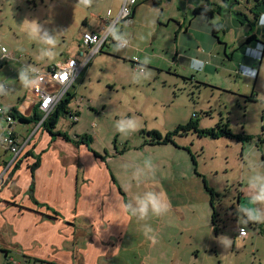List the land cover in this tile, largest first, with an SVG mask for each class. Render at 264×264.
<instances>
[{
    "label": "rangeland",
    "instance_id": "obj_1",
    "mask_svg": "<svg viewBox=\"0 0 264 264\" xmlns=\"http://www.w3.org/2000/svg\"><path fill=\"white\" fill-rule=\"evenodd\" d=\"M97 1L104 6L100 8L98 3L84 4L81 0H0V46H4L15 59L7 60L0 66V106L7 107L13 102L16 104L18 99L24 97L26 91L33 95L31 87L26 82L21 83V74L32 75L34 68L43 69L50 64L48 63L50 60L59 56L72 39H75L76 31L86 27L83 24L84 18L90 20L93 17L92 14L89 15L90 12L103 11L105 16L108 10H112L107 1ZM245 6V2L240 4V10L243 11ZM234 17V14H229L227 9L222 10V21L228 30L225 33L219 32L220 40L229 41L236 32L248 29L246 24L231 26V19ZM30 21H36L40 26V36L36 39L31 38L25 30ZM242 21L245 22L244 19ZM187 22L188 19L184 26ZM195 22L193 28L198 26L199 20ZM119 27V24L116 25L114 32L119 31ZM174 27L176 28V24L171 21L170 25L161 26L154 32L152 37L155 43L146 50L154 54V59L148 64L145 63L143 72L135 69L128 59L118 58L113 54L115 49L119 48L116 43H113V52L107 50L105 46L102 52L98 53V58L91 61L75 82L74 88L66 94L69 96L75 90L74 93L79 98L77 102L83 105L82 115L73 131L77 135L90 132V125L95 123L92 132L95 136L96 149L110 151L116 146L117 150L126 148L125 151L137 145L141 147L144 139H149L144 131L165 132L164 129H172L174 124L186 123L190 119L196 121V127L199 129H216V125L222 127L226 124L231 133L241 135V138L214 139L208 135L193 136L192 141H187L186 144L195 161H198L197 169L205 176L207 185L219 189L216 191L219 195H216L214 200L218 213L216 214L217 230L208 233L209 218H207L206 201H197L193 206L183 210L187 216L185 222L188 230L176 227L173 231H167V227L163 226L158 235L148 232L142 244L144 248L142 246H138V249L134 248L133 242L127 246V253L122 252L119 257L107 260V263H264V234L256 233L251 222L244 215L246 207L257 209L252 202L251 194H256L258 187L253 188L251 184L254 182L258 186L264 183V159L261 158V155L264 156V140L258 143L259 136L264 138L262 133L264 131V56L256 77L253 74L249 76L248 69H253L255 73L260 58H255L250 66L239 64L240 56L251 60L252 54L249 50L252 48L249 46H246L244 51L236 48L230 61L211 68L209 65L214 62L206 59L205 39L200 33L193 31L191 36H181L182 34L179 33L176 38ZM45 35L55 39V47L43 42ZM116 35L120 36L118 32ZM192 40H201L202 43H195ZM175 42L178 45L176 52H171L172 48L170 51L166 50ZM130 43L133 44L131 40ZM134 51V55L140 58L141 52ZM230 51L227 48L228 55L231 54ZM166 57L169 58V62H166ZM191 57L201 61L194 63ZM67 118L66 115H62L59 124H67ZM127 118L136 119L138 130L124 135L116 130L115 124L118 120ZM187 134L195 133L190 130ZM199 148L204 151L200 157ZM155 150L162 151L155 152ZM176 152L172 149L168 151L154 149L147 151L143 156L149 160V164L159 155L164 156L168 165L174 163L178 167L182 163L171 157ZM178 153L183 154L187 160L184 151L180 150ZM188 160L185 165L188 176L183 171L185 176L178 181L180 184H190L194 193L199 195L198 187L199 184L202 185V181L194 175L192 162L189 166ZM128 168L131 169L130 166ZM146 177L150 178L148 175ZM240 187L244 194H240L242 195L240 210L238 217H235L231 206L237 204L236 198ZM129 189L134 193L142 189L145 192L151 191L146 185L139 183H133L131 186L129 184ZM128 197L132 202V209L137 208L135 197ZM152 214L149 208L143 221L150 219ZM136 216L140 217L139 214ZM175 221L180 223V220ZM240 226L248 232V237L244 240L234 237ZM165 234L170 239L165 242L156 239L155 243L152 242L151 237L159 238ZM225 236L231 240V245L227 248L221 239ZM157 242L159 250L153 253ZM140 252L145 256L147 253V256H141ZM107 263L104 259L98 261V264ZM0 264H4L2 253H0Z\"/></svg>",
    "mask_w": 264,
    "mask_h": 264
},
{
    "label": "crops",
    "instance_id": "obj_2",
    "mask_svg": "<svg viewBox=\"0 0 264 264\" xmlns=\"http://www.w3.org/2000/svg\"><path fill=\"white\" fill-rule=\"evenodd\" d=\"M105 1L112 10H108L105 16H103V11L90 12L89 15L92 14L93 17L90 20H87V17L84 18L83 24L86 27L79 28L76 31L75 39H72L60 55L50 60L48 62L50 64L43 69L68 57H77L83 32L98 33L108 23L114 21L123 0ZM240 2L243 4L245 0H240ZM96 3L99 4L97 0H91L90 4L95 5ZM231 3V0L226 2L223 0H160V3L155 5L151 0H137L130 20L126 23L119 21L116 24L120 25L119 31H117L120 36L114 32L115 25L111 31L110 39L100 52L105 46H107V50L113 52L112 47L115 42L112 39L122 38L127 42V47L123 49L116 47L113 54H116L118 58L124 57L130 61L134 56L133 51L138 50L141 52V56L138 58L144 68L145 63L148 64L154 59V54L146 51L155 43L152 35L159 27L168 26L173 21L176 24V28L174 27L176 38L179 33L182 34L181 36H191L193 31H198L205 39L206 59L214 62L209 65L211 68L218 64L222 66L225 61H230L236 48L244 51L246 46L252 48L249 50V53L252 54L251 60L240 56L239 64H249L250 66L256 60L255 58H260L257 61L259 68L264 56V47L262 48L259 42L264 40V14L259 18L260 23L258 21L251 27L247 26L248 29L236 32L229 41L220 40L219 32L225 33L228 30L222 21V10L227 9L229 14L240 10V4L231 5ZM213 4L221 6L218 13L212 12V9L216 7ZM248 5L249 3H246L243 9L247 14ZM103 6V3L99 4L100 8ZM197 7H209L212 16L207 17L202 12L194 13V9ZM234 16L235 19H231V26L237 27L236 25L246 24L239 22L235 14ZM248 17L252 20L251 15ZM186 19L188 22L184 26ZM195 20H199L198 26H196L198 29L193 28ZM218 23L216 33H213L211 25ZM251 34H254L256 39L246 42L245 39ZM130 40L133 44L130 43ZM192 41L202 43L201 40ZM171 48V52H176L178 49L176 42L169 45L166 50L170 51ZM227 48L231 50L230 55H228ZM100 52L92 57L87 66ZM6 53L8 56L3 58L0 66L7 60H15L13 54L7 52V49ZM190 59H193L194 63L201 61L195 57ZM166 62H169L168 57H166ZM20 64L22 66V63ZM84 69L75 76L68 88L69 91L74 88L75 82ZM257 73L258 69L256 73L253 69H248L249 76L253 74L256 77ZM26 77V83L31 87L34 82L33 76L29 74ZM74 91L69 96H64L66 111L58 114L53 128H50L53 133H65L69 139H64L59 134L49 133L42 125L34 129L38 119L33 120L32 118L35 115L41 116V112L36 107L38 98L34 94L31 95L26 91L24 97L18 99L16 104L13 102L7 107L0 106L3 110L14 115L18 114L26 119V121H22L15 117V122L10 125L13 137L16 138L20 148L15 158L0 142V175H2L0 181V253L3 255L4 264H98L99 259H104L107 263V260L119 257L122 252L127 253V246L133 242L134 248L138 249V246L144 248L142 244L148 232L158 235L163 226L167 227V231H173L176 227L188 230L185 222L187 216L183 210L188 206H193V203L197 201H206L207 218H209L208 233L215 232L213 229L215 225L212 222V207L218 214L214 206L215 197L211 201L204 183L215 193L219 189L213 185H207L205 176L197 169L198 161L193 164L194 156L190 148L186 147L187 141H192L193 136H199L187 133V135L178 134L174 137V143L149 144L144 139L141 147L137 145L135 148L125 151L126 148L117 150L116 146L110 151L98 150L94 147L95 136L92 132L95 123L90 125V132L77 135L73 131L76 122L82 115L83 106L77 102L79 98ZM71 113L77 115V120H72ZM62 115L68 117V122L65 125L59 124ZM179 124L184 123H176L172 129H164L165 132L158 131L165 134L172 131L173 128L175 129ZM7 127L8 123L0 115V135L5 133ZM81 136L87 137L84 142L80 140ZM258 138L264 140L263 137L259 136ZM262 140H258V143ZM191 144L193 145V143ZM154 149L177 151L171 157L179 160L182 164L178 167L174 163L168 165L166 157L160 155L149 164V160H146L143 154L147 151H154ZM180 150L184 151L188 157L187 160H191H188V165L191 166L192 162L194 175L202 181V185L199 184L201 188L198 187L199 195L194 193L190 184H180L178 181L185 174L187 175L185 171L187 160L183 154L178 153ZM199 150L200 157L204 151L202 148ZM131 151L133 153H130ZM261 158L264 159V156L261 155ZM133 183L146 185V188H150L152 193H163L170 202L169 210L160 216L153 213L150 219L145 221L136 216L139 214L138 212L133 215L132 202L128 196L143 199L150 193L145 192L144 189L140 192H132L129 189V184L131 186ZM196 183L198 184V182ZM238 193L237 204L234 206L232 203L233 207L231 206L235 217H238L240 210V198H242L240 194H244L242 187L239 188ZM254 195L255 193L251 194V197ZM253 204L261 213L264 211V203ZM126 205H131V208H126ZM175 220H180V223ZM250 222L256 233L264 234V222ZM234 237L244 240L248 237V232L245 229V233L240 234L237 229ZM156 239L165 242L170 237L165 234L159 238L155 237ZM158 250L157 242L153 253ZM145 254L147 256V253ZM140 255L146 257L142 252ZM258 264L264 263L258 262Z\"/></svg>",
    "mask_w": 264,
    "mask_h": 264
},
{
    "label": "built area",
    "instance_id": "obj_3",
    "mask_svg": "<svg viewBox=\"0 0 264 264\" xmlns=\"http://www.w3.org/2000/svg\"><path fill=\"white\" fill-rule=\"evenodd\" d=\"M137 0H123L120 10L114 19V21L103 27L100 32H83L81 35V47L78 51L77 57H68L64 60L58 61L45 69L34 68L32 75L34 82L31 85V90L38 98L36 107L41 112V116L34 129L41 126L45 118H47L54 109L57 108L59 103L63 100L64 96L68 93V88L75 76L83 70L92 57L100 52L102 47L110 39V34L113 27L119 22H128L133 11V7ZM119 48L127 47V42L122 38L112 39ZM0 64L4 57L8 56L6 48L0 46ZM131 62L135 69L143 72L144 68L140 64L137 56L131 57ZM0 115L4 117V120L8 123V127L5 133L0 135V142L5 145V148L13 154L14 158L18 155L20 150L18 143L13 138V132L10 129V125L15 122V117L11 112L5 111L0 108ZM72 120H77V115L71 113ZM0 175V181H1ZM240 234L245 233L244 227H239Z\"/></svg>",
    "mask_w": 264,
    "mask_h": 264
},
{
    "label": "trees",
    "instance_id": "obj_4",
    "mask_svg": "<svg viewBox=\"0 0 264 264\" xmlns=\"http://www.w3.org/2000/svg\"><path fill=\"white\" fill-rule=\"evenodd\" d=\"M224 2L228 1V0H223ZM232 3L231 5L233 4H240V0H231ZM151 2L155 5H158L160 3V0H151ZM245 3H249V5L247 6L246 10L248 13H250L251 17H252V20L249 19L248 17V14L244 11H241V10H235L234 11V14L236 15L237 17V20L241 23H243L242 19H244L245 23L247 24L248 27H251L253 26V24H257V22L259 21V18L261 17V15L264 14V0H245ZM212 5V4H211ZM215 5V4H213ZM216 7L215 8H211L212 9V12H219L220 9H221V6H217L215 5ZM199 12H202V13H205V15L207 17H211L212 14H211V10L209 7H204V8H195L194 9V13H199ZM254 22V23H253ZM218 24H212V31L213 33H216V27H217ZM256 39V36L254 34H251L249 35L245 41L246 42H250L251 40H254ZM260 44L262 45V48L264 47V40L263 41H259ZM131 61V60H130ZM132 63V62H131ZM133 65V64H132ZM257 69H258V65L256 67V71L255 73L257 72ZM251 96V95H250ZM248 99V97H247ZM65 104H66V99L62 100L59 105L57 106V108L55 109L54 112H52L47 118L44 119V121L42 122V127L46 130H48L49 133H52L53 135L55 134H59V135H62V137L64 139H69L68 136L65 134V133H60V132H57V133H53L51 132L50 128H53L54 124H55V121L56 119L58 118V114L59 113H63L65 112ZM14 115V114H12ZM14 117H16V119H19V120H22V121H26L25 118L23 117H20L18 114L14 115ZM40 117H38L37 115H35L32 119L33 120H39ZM37 120V121H38ZM220 125H216V129L215 128H197L196 127V121L193 120V119H190L189 121H187L186 123L184 124H179L176 126V128L172 131H169L165 134H161L159 133L158 131H155V130H149V131H144V133L149 137V141L148 140H145L146 143H149V144H164V143H174V137L178 134H181L180 132H183L182 134H186L188 131H192L194 132L197 136L199 137H207L210 136L214 139L218 138V137H235L237 139H240L241 138V135H238V134H233L229 131V129L227 128V125L226 124H223L222 127H219ZM143 133V132H142ZM16 141V138L13 137ZM86 136H81L80 137V140L81 141H85L86 140ZM258 140H262L261 138H258ZM192 162L193 164H195V160L194 158H192ZM204 186L205 188L207 189L209 195H210V198H211V201L214 199V197L216 195H219L218 193H215L212 189L208 188L206 186V184L204 183ZM213 209V212H212V222L214 223V231L217 230V226H216V212L214 210V208L212 207Z\"/></svg>",
    "mask_w": 264,
    "mask_h": 264
},
{
    "label": "clouds",
    "instance_id": "obj_5",
    "mask_svg": "<svg viewBox=\"0 0 264 264\" xmlns=\"http://www.w3.org/2000/svg\"><path fill=\"white\" fill-rule=\"evenodd\" d=\"M81 2L84 4H90L91 0H81ZM25 30L33 39H36L40 36V26L36 21L28 22ZM43 42L55 47V39L51 36L45 35L43 38ZM20 79L22 84L27 81V77L24 74H21ZM115 128L119 133L128 135L138 130V122L133 118L120 119L116 122ZM251 187H258V191L252 197V202L264 203V183H261L257 186V184L253 182L251 184ZM136 203L138 207L132 209V214L135 215L138 212L141 218L147 215L149 208H151L152 212L157 216L165 214L170 208V202L167 200L163 193L156 194L150 192L146 198L142 199L137 197ZM126 208H131V205H126ZM244 215L246 216L248 221L264 222V213H261L258 209L246 207L244 209ZM148 231H151V229H148ZM151 239L153 243L156 242L155 237H151ZM221 239L225 242V248L231 245V240L228 237L225 236Z\"/></svg>",
    "mask_w": 264,
    "mask_h": 264
}]
</instances>
